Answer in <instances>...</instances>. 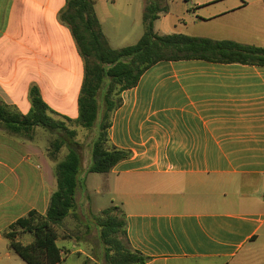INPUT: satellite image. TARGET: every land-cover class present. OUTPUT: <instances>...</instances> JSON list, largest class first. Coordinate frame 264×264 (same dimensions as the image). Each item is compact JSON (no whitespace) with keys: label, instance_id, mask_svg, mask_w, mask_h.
<instances>
[{"label":"crops","instance_id":"obj_1","mask_svg":"<svg viewBox=\"0 0 264 264\" xmlns=\"http://www.w3.org/2000/svg\"><path fill=\"white\" fill-rule=\"evenodd\" d=\"M66 5L0 0V102L27 113L38 85L59 116L78 117L85 60L61 17ZM180 9L161 13L155 30L264 46V0H183ZM122 99L109 135L131 155L105 173L108 205L124 213L131 247L150 256L145 264H230L243 251L253 264L264 263V65L162 60ZM20 137L0 127V155L19 158L17 165L37 156L44 167L38 178L24 167L25 184L17 185L0 169L6 240L4 231L19 217L46 212L56 187L46 148ZM76 140L87 151V175L94 139ZM76 197L78 218L85 205L90 215L108 206L81 185Z\"/></svg>","mask_w":264,"mask_h":264},{"label":"trees","instance_id":"obj_2","mask_svg":"<svg viewBox=\"0 0 264 264\" xmlns=\"http://www.w3.org/2000/svg\"><path fill=\"white\" fill-rule=\"evenodd\" d=\"M163 0H147L144 11V33L137 42L113 48L102 29L96 12V0H67L62 19L70 26L85 60V75L78 100L79 115L57 118L59 113L43 98L38 85L30 89L31 108L23 113L17 106L0 102V123L9 133L33 139L36 127L62 133L47 151L54 164L56 187L45 213L31 209L4 231L8 245L28 264H61L64 248L58 244V225L78 208L77 192L82 171L79 128L93 129L100 108L99 132L92 143L89 172L107 173L121 160L130 157L127 149L114 145L109 128L113 114L122 103V92L138 84L142 74L162 60L199 58L217 62H240L264 65V46L241 43L232 39H212L185 33L160 34L155 22L163 11ZM64 118V119H63ZM64 131V132H63ZM63 146L68 151L60 159ZM79 219L77 213H75ZM102 226L100 237L106 245L109 264H145L150 256L131 247L127 237V221L118 205L104 208L98 216ZM34 235L22 242L23 233ZM86 263V262H85Z\"/></svg>","mask_w":264,"mask_h":264},{"label":"rangeland","instance_id":"obj_3","mask_svg":"<svg viewBox=\"0 0 264 264\" xmlns=\"http://www.w3.org/2000/svg\"><path fill=\"white\" fill-rule=\"evenodd\" d=\"M182 2L183 0H163L162 5L166 6L167 10L162 13L170 9H174V14L180 13V4ZM146 4L147 0H98L95 5L96 12L110 46L119 48L138 41L145 29L143 17ZM101 113L102 108H100L99 117L93 129H87L75 125L74 122H68L73 124L72 127L80 128L76 139L80 138L86 144L90 139L97 137ZM54 116L62 118L57 114H54ZM0 127H2L1 123ZM8 134L14 139H21L17 134L9 132ZM61 134L57 131H50L42 126H38L31 140H34L35 144L46 148V151H48L51 148L53 140ZM79 149L82 157L83 155L86 157L87 151L82 150L81 147ZM67 151L68 147L63 146L59 154L60 159L65 157ZM0 159L7 163L6 166L0 164V169L3 171V175L8 174L5 180L8 184H25L24 167L30 171L31 178H38L39 171L44 167L37 156H31L28 160L22 161L20 165H17V162L20 160L19 158L11 159L6 158L5 155H0ZM12 167H14V171H11ZM105 176V173L88 172L87 175H84L81 172L80 185L84 191L89 189L93 202L96 200L97 203L108 205L111 203L113 196L111 190L108 188V184L105 182ZM48 184L51 183L48 181ZM12 193V191L9 192V194ZM18 193H22V187L19 188ZM109 206H106V208ZM72 213L58 225V230H60L61 234L58 242L64 248L61 264H109L105 256L106 245L108 244L103 243L100 237L102 226L98 222V216L101 213L97 212L95 214L93 212L91 215L88 214L86 205L84 206V212L79 213V219L75 216L77 209L72 210ZM33 238L34 235L27 232L23 233L19 239L24 243H28ZM8 243V240L4 238L0 239V264H28L9 247ZM260 249H262L261 244ZM259 257H255V259L260 261L262 258ZM252 259L247 251H243L230 264H253Z\"/></svg>","mask_w":264,"mask_h":264}]
</instances>
